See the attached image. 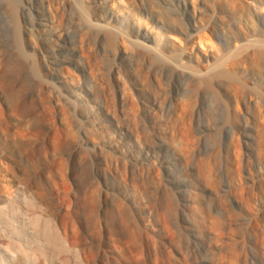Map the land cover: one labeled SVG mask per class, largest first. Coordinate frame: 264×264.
Here are the masks:
<instances>
[{
	"label": "rangeland",
	"instance_id": "374dc122",
	"mask_svg": "<svg viewBox=\"0 0 264 264\" xmlns=\"http://www.w3.org/2000/svg\"><path fill=\"white\" fill-rule=\"evenodd\" d=\"M105 1L0 0V264H226L229 248L225 244L230 242L242 244L240 252L248 264H264V56L258 63L228 67L230 74H223L219 68L240 46L264 41V0H195V16L192 0H144L145 8L135 6L133 0H108L104 10ZM179 1L188 2L189 16L184 17L177 8ZM99 17L103 19L102 29L89 23L90 18L94 23ZM177 17L184 26L191 20L198 26L185 52L198 50L207 57L203 64L212 70L209 78L176 70L179 41L159 25ZM56 19L68 26L62 41L51 34L59 29ZM121 33L129 39H142V34L148 33L154 50L172 44L167 51L169 57L133 50L118 59L116 38ZM38 49L49 66L62 70L66 78L56 72L42 76L46 68L38 65ZM58 59L65 62L59 65ZM191 59L185 60L194 66ZM76 62L88 64L92 75L76 80ZM141 69L150 80L140 79ZM95 78L105 84L103 96L97 99ZM109 79L116 81L121 92L128 93L118 113L122 126L111 125L109 115L104 116L98 108L103 103L110 106ZM7 83L12 95L5 94ZM42 84L45 90H41ZM23 94L31 99L28 108L15 112L13 103ZM61 95L68 101H62ZM154 95L163 104V111H156L151 118L142 107L143 101L149 102ZM234 95H248L252 102L244 108L234 102ZM49 99L58 107L44 115ZM59 103L76 125L74 129L97 127L91 134L103 150L138 166L164 168V178L173 180L174 190L188 202V191H193L196 183L191 168L201 159L213 158L219 182L213 196L218 205L211 208L220 217H233V229L230 226L213 239L193 222V216L185 222H168L163 228L161 198L156 194L154 205L146 206L145 201L137 199L142 220L157 227L155 242L144 240L139 244L127 238L121 230L125 220L121 221L116 211L120 202L105 201L101 193L84 194L73 175H80L77 173L81 170L92 172L93 180L101 183L98 188L114 187L122 196L133 193L129 182H121L122 169L113 163L106 166L107 175H96L95 169L105 164L91 158L94 145L84 142L82 131L73 137L77 151H61L55 135L69 136ZM127 108H133L136 114L125 119ZM149 132L160 142L151 138V146L147 145ZM111 153L103 155L113 160ZM248 170L253 173L254 186L244 180ZM249 192L250 205L245 202ZM126 222L124 226L130 223ZM159 242L166 245L165 253H159Z\"/></svg>",
	"mask_w": 264,
	"mask_h": 264
},
{
	"label": "bare ground",
	"instance_id": "6f19581e",
	"mask_svg": "<svg viewBox=\"0 0 264 264\" xmlns=\"http://www.w3.org/2000/svg\"><path fill=\"white\" fill-rule=\"evenodd\" d=\"M133 4L135 6L138 5V6L142 7V8H145L144 0H133ZM63 5H65V4L63 3ZM191 5L193 7V16H195V10H197V4H196L195 0L191 1ZM107 6H108V0H106L103 3L102 8L104 10H106L108 8ZM187 6H188V2L187 1H183V2L179 1L178 5H177V8L179 10H181V13H182V15L184 17L189 16L188 14H186L187 13V10H186ZM65 7L66 6H64L62 8L64 9ZM64 10H66V9H64ZM68 19H69V17H68ZM187 19L190 21V18H187ZM57 20L58 19H56V22H58V24L57 23L56 24L58 25L59 29L56 28V29L52 30L51 34H52V36H54L56 38L57 41H62L64 36L67 33L66 28L68 26L65 28L64 24L61 21H59V20L57 21ZM91 20L92 19L90 18V20H89L90 25H92V26H94L96 28H101V29H102V27H104V25H102L103 19L101 17H99V19H98L99 21H95L94 23ZM191 21L189 22V24L187 26H184L183 23H182V19L177 17V18H174V19H171V20L168 19V21H165V22H160L159 27L162 29L163 32H165L166 34L172 35L174 39L179 41L180 45H178V46H180L181 51L179 52L178 55H176V57H175L176 59L175 60L173 59L174 62H175L176 70L178 69V70H180L178 72L182 71V73H184L186 75H191V76H194V77H208L211 74L212 70L207 69V67L203 64L204 61H207V57L205 55H203V54H200V51H198V50L197 51L196 50L192 51L190 54H187L185 52V47L188 44L192 43V41L194 39V34H192V33L195 32L197 30V28H198L196 23H194L193 20H191ZM70 22H71V20H70ZM213 33H215V32L213 31ZM135 34L137 35V37L139 36L140 32L138 31V29H136ZM87 36H88V34H87ZM139 38L129 39L127 34H123V35H122V33L119 34L118 37L116 38V50H117V53H115V56H117V58L119 59V58H122V57H125V56H129L133 52V50H135V53H136V50L137 51L138 50H141V51L143 50V51L148 52L150 55H151V53L153 55H154V53H156V54L159 55V57L162 56L161 58H163V59L169 57V54H167V51L170 52L172 44L169 45V46H168V44H165L164 45L165 48L154 50L151 47V43H152L153 38L148 33H143L142 34V39H139ZM172 42L176 44L175 41H172ZM181 42H183L184 45ZM259 48H262L263 51H260ZM36 54H37V57H36L37 59L36 60L38 62L39 67L40 68L41 67H45L46 68L45 72L44 73L42 72V76L43 77H44V74H46L48 72H51L52 74H53V72H56L57 75H61V78H66L63 75V71L62 70L53 69V68H51L49 66V61L47 60L46 56L41 51H39V49L36 51ZM81 56H83V55H81ZM263 56H264V41L256 40L255 43H253V44L252 43H250V44L248 43V44H244V45L240 46V48H238L236 51H234L233 54H231L227 58V60H226L227 64H223L219 68H221V72L223 74L224 73L225 74H230V71H229L228 67L233 68L234 66L241 65L244 62L253 63V64L254 63H258V60L261 57H263ZM153 57H155V56H153ZM170 57H172V56H170ZM189 57H192L191 62L194 63V66L191 65V64L190 65L187 64V61L185 59H189ZM168 59H170V58H168ZM64 62H65V60L64 61L62 60V62H61L58 59L57 63H59V65L60 64L62 65ZM84 62H86V61H84ZM191 62H188V63H191ZM74 64H75L74 66L77 67L78 70H79V75L76 77L77 78L76 80L80 81L81 77L84 78V76L86 77V76L92 75V74H90L91 73V68H89L88 64H87L88 67L85 66V64H81L80 65L77 62L74 63ZM6 65H7V63H6ZM36 66H37V64H36ZM167 66H169V65H167ZM142 71L143 70L141 69L140 74H139V72H137L139 74V77H141L140 79H143V80H148L149 79L150 80V76L148 77L147 74L146 75L141 74ZM152 76H153V74H152ZM1 78H3V77L0 76V79ZM92 78H93V76H92ZM153 79H157L156 76H153ZM156 81L160 82L159 79H157ZM8 83L6 85H4V91H5V94L7 93L8 95H12L13 90L11 88V85L8 84ZM94 83H95L94 97L97 99V98L103 96V91H104L103 86L105 84H104V81L102 79H97V78H95ZM109 83H110V87H111V91L110 92H111V96H112L111 100H110V106H108V105L104 106V104H106V103H103V107H101V106H99L97 104L98 101H96V106L97 107L99 106L98 107L99 111L102 112L104 116H108L109 115L107 118H108V121H112L110 123L111 125L120 124V126H122V123H120V121H118L119 120V114L118 113H120V109H122V106L125 104V101L127 100V94L128 93L126 94V91L125 92L124 91L121 92V90L118 88V86L116 84V81L112 82V79H109ZM158 84L159 83H157L156 85H158ZM45 89H46V85L42 84L41 85V90H45ZM179 92H181V91H179ZM15 95H17V94H15ZM245 95L243 97H239L238 95H234V99H235L234 102H236V104H241L245 108L246 104H249V103L252 102L250 97H248V95L247 96H245ZM262 95H264V93ZM61 96H64V95H61ZM59 98H60V96L57 98V100H59ZM60 99H62V101H64V99H65V101H68L66 96H64V98H60ZM30 100L31 99L30 98L29 99L26 98V96H24V94L20 95L13 103V109L15 110V112L24 111L26 108H28ZM45 102L48 104L46 106L48 111H44V115H50V114L54 113L55 112L54 109H56L58 107L57 106L58 103L56 105H52V103H50L51 102L50 99L45 101ZM63 103H66V102H63ZM6 104H7V107H8L7 100H6ZM100 104L102 105V102H100ZM59 106H61V104ZM142 108H143V112H145V114L149 113L151 115V118H154L155 115H156V111H160V110L163 111V104L161 103V101H159L158 97L156 95H154L152 100H150L149 102L148 101H146V102L143 101V107ZM58 111L63 116L62 119H63V121L66 124L67 132H68V136H69L68 138H60L58 135H55L54 140L57 143V145L60 147L61 151L66 152V151L69 150L71 153L74 152V151H77L76 150V146L74 145L73 137L76 136V135H79L80 132L82 131L81 133L83 134L84 142L85 143H93V145H94V150H93V152H91L92 153L91 154V158L93 160L100 159L105 164L104 168L103 167L101 168L100 166H98L95 169L96 175L99 174V173H101L102 175H107L109 170L107 171L106 166L108 165V163H113L116 166L120 165V167L122 169V172H123V173L121 172L122 174L120 172H118V174L120 173L119 176H120L121 182L123 184H127V182H129V185L131 186V190H133L132 194L122 196V194L117 193V191L120 190V189L116 190L114 187L112 189H110V190H108V188L107 189H103V190L100 187L98 188V186H101L100 181L99 180H95V179L93 180V178H95L94 174L92 172H88V171L86 172V170L85 171L81 170V172L77 173V174H80V175H77V176L73 175V177L75 179H76V177L78 178V180L76 179V185H77L78 189L81 190L84 194L95 195V194H100L101 193L102 194L101 196L104 197L105 201H109L110 202V200L112 199L111 200L112 202L115 201V200H118L120 202L121 207H119V206L117 207L116 206L117 207L116 211L119 214V217H120L121 221L125 220V222L127 221L126 223L130 222V223L126 224L125 226L123 224L125 222H123V223L121 222L122 223L121 224V230L125 234V236H127V238H130V239L134 240L135 242H137L139 244H142L144 242V240L145 241H150V242H153V243L155 242V238H154L153 234L155 233V231H157V227L155 225L150 224L149 220H147V221H143L142 220L141 211L137 207V203H138L137 199L145 201L144 204L146 206H149L151 204L154 205V201L156 200V198H155L156 194L157 195L159 194V196L161 198V200H160L161 201V209H162V212L164 214V223L162 225L163 228H165L167 226L168 222H172L171 224H174L175 221L178 222V219L180 221L182 220V221L185 222L189 218H191L190 216H193L192 217V219L194 218L193 222H196L197 225L199 224V226L203 230H205L209 235H211L213 237V239L214 238L216 239V237L221 232L222 233H223V231L225 232L233 224L232 223L233 222V220H232L233 217L231 218V216H229V215L228 216L227 215L226 216L223 215V217H220V216H218L216 214V212L213 211L214 207L218 205V204H216V201H217L216 199L217 198H215L213 196H216V194H217L216 184L219 182L218 179H217L216 170H215V168H216L215 164L216 163H215V160L213 158L210 157V158H207V159H201L195 164L194 167L192 166L193 168H191V170H192L191 173H192V176L194 177V179H195L194 181H196V183H194V187H195L194 190L193 191H188V194H189V198H188L189 202H188V201H186V200L181 198L180 192L178 193V192H176L174 190L175 187L173 186L174 184H172L173 180L170 181V180H167L166 178H164V174H166L164 168H159V167H156V166H150L149 164L138 166V164L130 162L127 158H122V157L118 156L115 153H111L110 151L103 150V148H102L100 143H96V144L94 143L97 139H96V137L93 134H91V129L94 130V128H97V127L90 126L88 128L85 127L81 131L80 130H76V129L73 128L74 122L71 121L69 118H67V114L68 113L66 111V108L61 106L58 109ZM135 114H136V111L133 108H129V109L127 108L126 117H124V118L127 119L129 116H133ZM50 117L51 116H49L48 118H50ZM74 126H76V125H74ZM152 128H154V127H152ZM152 128L150 130H152ZM149 133L150 134L146 135L148 137V139L145 140V143L147 145H150V139L151 138L156 139L155 135L152 134V132H149ZM145 134H147V132ZM130 136L133 138L135 135L133 134V132H130ZM156 140H158V142H160L159 139H156ZM103 153H107V154L111 153L113 160H110V158H107L106 155L104 156ZM171 160H173V159H171ZM153 162L156 163V160H153ZM168 162H170V161L168 160ZM247 174H248V176L245 177L244 180H245V182H250L252 184L253 181L251 179H252V174L253 173L248 170ZM177 179H178V177H177ZM179 179H181V178H179ZM78 181H79V183H78ZM120 185H122V184H120ZM252 185L254 186V184H252ZM249 188L251 189L252 186L250 185ZM252 189H254V188H252ZM182 192L183 191L181 190V193ZM122 193H125V191H123ZM120 196L123 198V200L120 199ZM245 199H246V201H245L246 204L250 205V203L252 201V194H250V192H249V194L247 195V198H245ZM157 200H158V197H157ZM211 205H213L214 207L211 208ZM245 208H246V206H245ZM248 210H251V209L248 208ZM248 212L250 213V211H248ZM151 225L154 226V227H151ZM231 228H232V226H231ZM251 229H253V228H251ZM196 233H197V231H196ZM203 233L205 234V232H203ZM227 236H228V234H227ZM228 239L231 240L232 238L230 239L228 237ZM157 242H158V240H157ZM246 243H248V242H246ZM158 244H159V246H158L159 247V253H165L166 245L164 243H160V242ZM225 245L229 248V253H228V256H227L228 259H227V263L226 264H246L247 263L246 262V257H242L244 255H241V252H240V249L242 248V244L241 243H239V242H234V243L230 242V243L225 244ZM252 248H254V247H252ZM168 255L169 254L167 252L166 259L169 262L171 257L169 258ZM114 260H115V262H117L116 259H114ZM175 260H176V258H175ZM192 261L190 260L189 263L192 262ZM178 264H180V263L178 262Z\"/></svg>",
	"mask_w": 264,
	"mask_h": 264
}]
</instances>
